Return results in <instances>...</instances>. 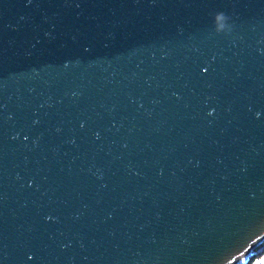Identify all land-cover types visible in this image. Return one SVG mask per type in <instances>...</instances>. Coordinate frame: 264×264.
Returning a JSON list of instances; mask_svg holds the SVG:
<instances>
[{
  "label": "water",
  "instance_id": "95a60500",
  "mask_svg": "<svg viewBox=\"0 0 264 264\" xmlns=\"http://www.w3.org/2000/svg\"><path fill=\"white\" fill-rule=\"evenodd\" d=\"M263 240L264 0H0V264Z\"/></svg>",
  "mask_w": 264,
  "mask_h": 264
},
{
  "label": "trees",
  "instance_id": "16d2710c",
  "mask_svg": "<svg viewBox=\"0 0 264 264\" xmlns=\"http://www.w3.org/2000/svg\"><path fill=\"white\" fill-rule=\"evenodd\" d=\"M261 256H264V240L252 249L251 253L244 259V264H253Z\"/></svg>",
  "mask_w": 264,
  "mask_h": 264
},
{
  "label": "rangeland",
  "instance_id": "374dc122",
  "mask_svg": "<svg viewBox=\"0 0 264 264\" xmlns=\"http://www.w3.org/2000/svg\"><path fill=\"white\" fill-rule=\"evenodd\" d=\"M261 261H264V257H261L258 261H256L255 264H259ZM244 262H245V260L242 259V260H240L237 264H244Z\"/></svg>",
  "mask_w": 264,
  "mask_h": 264
},
{
  "label": "clouds",
  "instance_id": "9594fccd",
  "mask_svg": "<svg viewBox=\"0 0 264 264\" xmlns=\"http://www.w3.org/2000/svg\"><path fill=\"white\" fill-rule=\"evenodd\" d=\"M224 17H227L224 13H219V15L217 16V18L218 19H223ZM228 18V17H227ZM261 257H264V256H261ZM261 257H259V258H261ZM256 260H258V259H256ZM255 261V260H254Z\"/></svg>",
  "mask_w": 264,
  "mask_h": 264
},
{
  "label": "built area",
  "instance_id": "2783aa9c",
  "mask_svg": "<svg viewBox=\"0 0 264 264\" xmlns=\"http://www.w3.org/2000/svg\"><path fill=\"white\" fill-rule=\"evenodd\" d=\"M251 251H252V250H251ZM251 251L249 252V254L251 253ZM249 254H248V255H249ZM248 255H247V256H248ZM247 256H246V257H247ZM246 257H244V258H242V259H245ZM242 259H241V260H242ZM239 261H240V260H239ZM239 261H238V262H239ZM238 262H237V263H238ZM237 263H236V264H237ZM259 264H264V261H261Z\"/></svg>",
  "mask_w": 264,
  "mask_h": 264
},
{
  "label": "crops",
  "instance_id": "0c3cea01",
  "mask_svg": "<svg viewBox=\"0 0 264 264\" xmlns=\"http://www.w3.org/2000/svg\"><path fill=\"white\" fill-rule=\"evenodd\" d=\"M255 263H256V261L253 264H255Z\"/></svg>",
  "mask_w": 264,
  "mask_h": 264
}]
</instances>
